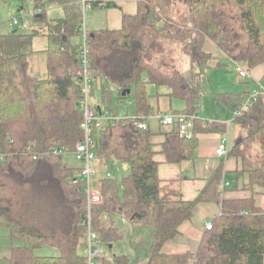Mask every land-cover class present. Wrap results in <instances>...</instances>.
Returning a JSON list of instances; mask_svg holds the SVG:
<instances>
[{
	"label": "trees",
	"instance_id": "trees-1",
	"mask_svg": "<svg viewBox=\"0 0 264 264\" xmlns=\"http://www.w3.org/2000/svg\"><path fill=\"white\" fill-rule=\"evenodd\" d=\"M105 1V7L134 1L136 11L122 13L118 29H87L86 35L89 93L96 115L103 112L114 90L118 101L131 100L126 105L133 109L123 117L108 110L117 119L98 128L93 125L96 156L104 162H126L130 168L120 180L99 179L103 201L93 209L99 241L111 248L113 241L123 238L113 220L119 215L152 230L147 257L135 264H264V207L256 204L253 194L220 200L221 211L194 253L162 251L164 243L178 234L180 224L192 217L197 203L216 195L218 199L222 171L217 169L193 200L163 199L150 131L135 124L147 122L150 114L147 84L168 87L170 96L186 101L181 113L194 115V133L180 137L176 121L162 152L174 163L193 156L194 104L203 94L196 68L205 70L215 59L206 50V41L248 71L263 64L264 0ZM34 5V28L0 34V227L7 229L10 239L26 242L11 246L4 259L7 264H85L81 166L70 167L64 154L53 152L57 147L72 149L83 139L84 116L78 104L82 98V10L78 0H34ZM48 5L61 6L64 15L48 18ZM40 35L46 38L42 73L34 68L37 51L32 47L34 37ZM180 54L187 60L186 67L178 63ZM250 93H219L216 98L226 101L232 120L246 131L228 152L240 159L238 173L246 178L243 189L253 193L259 188L264 194L263 97L248 100ZM43 245L56 247L57 255L37 256L34 250ZM102 264H132V260L126 254H111Z\"/></svg>",
	"mask_w": 264,
	"mask_h": 264
},
{
	"label": "crops",
	"instance_id": "crops-1",
	"mask_svg": "<svg viewBox=\"0 0 264 264\" xmlns=\"http://www.w3.org/2000/svg\"><path fill=\"white\" fill-rule=\"evenodd\" d=\"M57 7L63 10L61 6L57 5ZM96 8H102L103 15L99 22L91 23L90 26L94 27H90V29H118L121 27L122 13H135L136 4L134 1H118L116 6ZM9 25H12V21ZM206 47V50L215 56V59L209 62L211 63L210 68H212V70L217 71L225 66L231 69L232 63L235 62L223 56L210 41H206ZM218 58L226 60L220 62ZM227 60L231 62L227 64ZM217 64H219V66H216ZM235 65L236 66H233V69L236 70L234 80L243 83L242 86L240 87L237 83H233L232 87L228 86L223 88L222 86L225 85H221L220 82H217L215 84L217 87L215 86L214 89L208 90L207 94L203 92L199 101L194 104L196 106L195 115L197 130L194 134L195 149L193 156L176 163L167 161L162 152L163 143L165 142L167 133L172 131V125L161 123L155 114L158 112L174 115L180 114L187 108V103L180 98L170 96L168 94L169 88L166 86L156 87L154 85V88L150 87V85L153 84H147L146 86L149 95V116H151L147 120V126L150 131V140L155 151L154 160L158 163L160 196L167 200H193L208 185L209 179L213 173L217 169L222 171L220 181L217 185L218 199L216 197L217 195L208 197L195 205L192 217L182 222L178 228V234L164 243L162 251L166 254L194 253L206 230L205 225L210 223L220 213V200L222 199H242L250 197L253 194L256 199V204L260 208L264 207V194L261 193V189L258 188L253 193L248 189H243L246 178L245 174L238 173V171L241 170L240 159L228 154L235 140L240 136H245L246 131L240 124L232 120L231 112L226 101L222 102L219 97L216 98L219 93L244 94L245 91L252 92L257 90L259 85H264V63L250 69V77L248 79H244L245 77L238 75V65L236 63ZM250 83L252 84L250 85ZM96 89H99V92L101 91L99 84H97ZM204 97L209 99H207L208 102L206 106H203L202 102ZM262 102L264 105V97ZM131 108L132 107L128 108L126 103L118 101L117 91L114 90L102 109L103 111L112 110L118 114V116H124L128 111L133 112ZM214 124L219 127L214 128ZM198 126L201 128L200 130H198ZM222 137L227 139L228 151L225 155L218 156L215 150ZM110 160L96 166V174L93 180V185L95 187H98L100 178L113 177L120 180L129 173L130 168H128L127 163L114 159V162L109 166L107 163ZM79 163V166H81V162ZM110 170H112L113 173L120 172L119 174L121 176H114L110 173ZM113 220L119 228L121 223L128 226V233L127 231L122 232L120 228L123 233V238L120 240L124 241V245L127 243L125 247L129 249L130 254L123 253V251L119 254L128 255L132 260V264H135L140 258H146L148 249H144L143 252H140L143 245L142 233L146 232L148 239L151 241V228L149 226L134 225L126 218L119 215H116ZM114 242L115 241H113L111 247L114 245ZM144 245L148 248L149 244H147V241H144ZM54 249V253L56 251L58 252L56 247H54ZM108 255L111 257V254Z\"/></svg>",
	"mask_w": 264,
	"mask_h": 264
},
{
	"label": "built area",
	"instance_id": "built-area-1",
	"mask_svg": "<svg viewBox=\"0 0 264 264\" xmlns=\"http://www.w3.org/2000/svg\"><path fill=\"white\" fill-rule=\"evenodd\" d=\"M81 10H82V21L80 28V40L81 46L79 49V56L81 60L82 67V98L79 101V108L83 111V120L80 123V128L83 131V139L75 144V146L70 149L65 148H53L54 153H72L75 160L81 162V175L84 180V192H85V211L81 219V225L85 228V264H102L104 258H109L108 254L104 253V245L99 241L98 234L93 227V209L95 206L103 201V196L99 191L98 187L92 186L94 176L96 174V166L102 164L104 159L96 156L95 154V141L92 137L93 125L95 127H100L106 122L113 123L117 117L108 111H103L101 114L96 115L95 110L90 101V83L91 78L88 75V58H87V44L86 35L87 28L84 24L83 13L86 10L94 8V3L96 0H78ZM98 7H105L106 1L100 0L97 2ZM13 25H19L20 21L18 17H14L12 20ZM237 72L239 76L246 77L249 75V71L244 66H237ZM261 95L264 97V85H259L257 90L250 93L249 99H255ZM248 102V101H247ZM244 103L243 107L247 104ZM131 100H127L126 104L131 105ZM132 117L131 115H128ZM155 116L163 124L172 125L176 121L178 123V132L180 137L188 138L193 135L194 115L188 114H169L165 112H158ZM123 117V116H120ZM151 116L148 115V119ZM138 128L146 129L147 122L143 120L135 121ZM228 151L227 139L222 137L220 143L218 144L215 153L218 156L225 155ZM109 176V174H108ZM206 229L211 228V222L205 225Z\"/></svg>",
	"mask_w": 264,
	"mask_h": 264
},
{
	"label": "rangeland",
	"instance_id": "rangeland-1",
	"mask_svg": "<svg viewBox=\"0 0 264 264\" xmlns=\"http://www.w3.org/2000/svg\"><path fill=\"white\" fill-rule=\"evenodd\" d=\"M44 1V0H42ZM35 9L34 5V0H5L2 1L0 0V34H6L10 32L13 29H17L19 32H29L31 28H34L36 26L35 21H34V16H33V11ZM45 12L46 16L48 18H59L64 15L63 10L60 7L54 6V5H48L45 7ZM103 15V9L102 8H93L84 11L83 13V19H84V24L85 27L89 30L91 23H96L100 21L101 16ZM14 17H19L20 18V23L19 25H9L11 23V20ZM28 23V26H27ZM33 49L36 50L37 52L34 53L33 57V64L36 72L42 73L45 70L44 67V62H43V57L41 56V50L46 47V38L45 36H35L33 39ZM207 49V47L205 46ZM219 59V58H218ZM220 62H224L226 59H219ZM227 64L228 62H231L229 60L226 61ZM178 63L182 67L187 66V60L186 58L180 54L179 56V61ZM209 67L205 70H201L199 68H196V70L200 73L201 75V87L204 93L207 94V91L210 89L215 88V84L217 82H220L221 85L224 87H232L233 83H237L240 87L242 86L243 83L237 82L238 80H234L235 76V69H233V66H236L235 63H232L231 69L228 68L227 66L222 67L221 69L214 71L212 68ZM244 66V65H243ZM245 67V66H244ZM246 68V67H245ZM211 70V71H210ZM217 72V73H216ZM250 77V72L249 75L246 76L244 79H248ZM252 83H250L251 85ZM151 88H154V85H150ZM217 87V86H216ZM99 89H96V96L97 98L100 97V92L98 91ZM207 99L208 98H203V106L207 105ZM209 100V99H208ZM90 101L91 103L94 102L92 95H90ZM127 106V105H126ZM72 153H65L63 156L64 161L70 166V167H76L79 166L80 163L75 160L74 156H72ZM111 161V162H110ZM107 165H111L112 162H114V159L110 160ZM126 163V162H125ZM128 164V163H127ZM129 168V164H128ZM111 174H113L116 177H120L121 175L119 174L120 172H112L110 170ZM92 186L93 183H92ZM95 187V186H94ZM120 222V221H119ZM121 223V222H120ZM120 228L123 231H127L128 233V226H125L124 224H120ZM7 229L4 227H0V264H7L4 257L8 255L9 253V248L13 245H20V244H25V240L23 239H10L7 235ZM142 241L143 245L140 250V252H143L144 249L146 250L147 247L144 245V241H147V244L150 243V240L148 239V236L146 235V232L142 233ZM127 243L124 245V241L122 240H117L114 242V245L111 248H104V253L105 254H119L123 251V253L130 254L129 249L127 247ZM123 248V250H122ZM54 247L49 246V245H43L34 250V253L37 256H48V255H57V251L54 253Z\"/></svg>",
	"mask_w": 264,
	"mask_h": 264
},
{
	"label": "bare ground",
	"instance_id": "bare-ground-1",
	"mask_svg": "<svg viewBox=\"0 0 264 264\" xmlns=\"http://www.w3.org/2000/svg\"><path fill=\"white\" fill-rule=\"evenodd\" d=\"M254 9V8H253ZM223 37V36H222ZM190 43V42H189ZM234 46V45H233ZM251 48V47H250ZM258 52V51H257ZM199 54V53H198ZM226 54V53H225ZM251 55V54H250ZM211 71V70H210ZM148 77V76H147ZM196 82V81H195ZM199 91V90H198ZM220 95V94H219ZM176 97V96H175ZM233 100V99H232ZM235 100V99H234ZM223 102V101H222ZM251 121V120H250ZM175 138V137H174ZM259 140V139H258Z\"/></svg>",
	"mask_w": 264,
	"mask_h": 264
}]
</instances>
